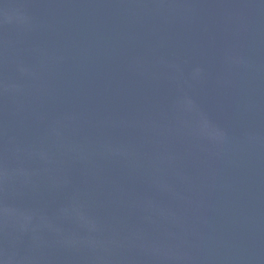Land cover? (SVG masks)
Masks as SVG:
<instances>
[{"label":"water","instance_id":"95a60500","mask_svg":"<svg viewBox=\"0 0 264 264\" xmlns=\"http://www.w3.org/2000/svg\"><path fill=\"white\" fill-rule=\"evenodd\" d=\"M0 264H264V0H0Z\"/></svg>","mask_w":264,"mask_h":264}]
</instances>
